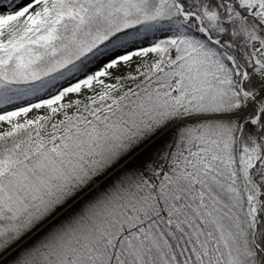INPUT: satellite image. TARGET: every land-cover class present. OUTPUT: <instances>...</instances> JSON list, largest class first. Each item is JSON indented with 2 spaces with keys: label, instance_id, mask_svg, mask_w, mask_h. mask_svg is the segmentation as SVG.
<instances>
[{
  "label": "snow or ice",
  "instance_id": "obj_1",
  "mask_svg": "<svg viewBox=\"0 0 264 264\" xmlns=\"http://www.w3.org/2000/svg\"><path fill=\"white\" fill-rule=\"evenodd\" d=\"M0 264H264V0H0Z\"/></svg>",
  "mask_w": 264,
  "mask_h": 264
}]
</instances>
